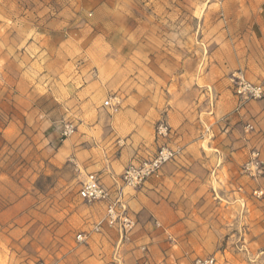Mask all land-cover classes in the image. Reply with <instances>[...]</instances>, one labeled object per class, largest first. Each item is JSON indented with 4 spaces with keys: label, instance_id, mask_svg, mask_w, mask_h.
Returning <instances> with one entry per match:
<instances>
[{
    "label": "rangeland",
    "instance_id": "rangeland-1",
    "mask_svg": "<svg viewBox=\"0 0 264 264\" xmlns=\"http://www.w3.org/2000/svg\"><path fill=\"white\" fill-rule=\"evenodd\" d=\"M247 6L264 0H0V264H71L74 244L88 242L85 264H264V99L238 102L248 113L242 125L220 126L236 113L232 79H264V40L246 24ZM155 86L158 98L141 105ZM172 111L188 122L185 135ZM160 121L169 136L157 135ZM110 136L117 183L162 145L176 152L163 167L182 154L191 175L206 179L201 195L180 201L177 222L164 212L148 218L158 231L152 248L121 250L138 223L129 192L162 169L124 189L134 221L124 236L101 203L79 196L100 171L77 166L84 157L70 154L71 142L89 144L94 166L110 154ZM194 144L204 158L181 152ZM104 226L118 239L99 251Z\"/></svg>",
    "mask_w": 264,
    "mask_h": 264
},
{
    "label": "crops",
    "instance_id": "crops-1",
    "mask_svg": "<svg viewBox=\"0 0 264 264\" xmlns=\"http://www.w3.org/2000/svg\"><path fill=\"white\" fill-rule=\"evenodd\" d=\"M246 9H251L247 12L248 16L245 20L246 24L250 23L252 30L251 32H257L260 38L264 40V6L261 8L247 6ZM234 22L235 20L233 23ZM235 23H238V19ZM243 23L245 22H242V24ZM151 89H154L153 93H150L149 98H141V105L153 103L154 99L158 98V86H155ZM227 104L230 105V112L236 113H233V115L229 116V118H225V120L221 121L220 126H228L226 128L229 130L234 126H241L242 123H240V121H242V119L247 116L248 113L245 111L244 107L241 108L242 105L240 106L238 104L237 98L233 96L230 91L227 96ZM247 107L248 105L246 106V109ZM139 117L142 119V116ZM168 120L171 121L172 125L176 124L180 130V133L185 135V128L188 127L189 124L186 122L184 116H182L181 120L175 121L172 111ZM112 121H116V118H112ZM197 128V136H200V133L203 134V130L200 128L199 124ZM241 130H243V128ZM111 139L112 138L110 136L105 140V143H107L109 146L111 145L109 148L110 154H108L107 159H104L102 162L94 166L92 163L93 160H89L90 157H93L92 149L89 148V144L83 145L77 140L72 141L70 144V154L75 156L80 154L81 157H84L83 160L76 161L77 166H81L86 169L91 166V168H98L100 171L99 178L101 179L102 184L106 187H113L117 182L115 180V175L117 174L115 163L117 160L114 161V159H116L115 152H111V148L116 146L117 143ZM250 143L251 140H249V137L246 135L245 137L241 138L236 146L243 148L241 152H248V146ZM190 149H194V151L199 154V158H204L202 156L204 151L199 145L196 144L192 146L185 145L181 152L187 154V152H190ZM74 152H76V154ZM139 152L141 151L138 150L136 153ZM181 156L182 154L180 155V160L164 166L161 173L157 177L152 178L139 192H129L128 204L134 211L138 223L129 240L122 245L121 250L129 248L130 245H141L143 243H149L151 248L154 247L157 243L158 231L157 228L152 225L153 220L150 223L148 222V218L163 216L164 212V216L168 218V224L177 222V218L179 216L186 215V213L183 212L184 207L180 205V201L190 200L191 197L194 198L195 195L199 196L204 192L206 179L203 176L191 175V173L187 170L188 166L191 165L190 161L185 160L184 157ZM196 162L195 164H204V161L202 162V160H198ZM121 168H123V166H121ZM93 221L94 215L88 214L85 218V224L88 226V224L93 223ZM157 223L159 224V222ZM117 239V230L115 228L104 226V232L102 235H100V244L97 248L99 251L105 250L107 245H114ZM91 249L92 246L89 244V242L88 245L75 243L74 247L71 248L72 255L75 254V256H73L70 260L71 264H85V261L81 259V254H83L84 251V254L89 253ZM87 258L88 257H85L86 260ZM65 261L66 259H63L61 262ZM61 262H58L57 264H60Z\"/></svg>",
    "mask_w": 264,
    "mask_h": 264
},
{
    "label": "built area",
    "instance_id": "built-area-1",
    "mask_svg": "<svg viewBox=\"0 0 264 264\" xmlns=\"http://www.w3.org/2000/svg\"><path fill=\"white\" fill-rule=\"evenodd\" d=\"M232 89L240 105L250 101L264 99V79L258 83H252L243 77L237 76L232 79ZM105 105H110L106 101ZM156 133L160 137H167L170 134L169 127L160 121L156 128ZM252 158H256L255 152ZM176 152L167 146H160L156 153L144 162L131 165L119 177V183H115L112 188L105 187L96 174H89L82 181L79 196L85 203H101L105 208V221L109 226H117L121 236L126 235L134 226V221L128 214L124 206V189L130 187L140 188L148 178L157 176L163 165L173 161ZM258 167L259 164L255 163ZM81 238V236H79ZM214 258L198 260L197 264H213Z\"/></svg>",
    "mask_w": 264,
    "mask_h": 264
},
{
    "label": "bare ground",
    "instance_id": "bare-ground-1",
    "mask_svg": "<svg viewBox=\"0 0 264 264\" xmlns=\"http://www.w3.org/2000/svg\"><path fill=\"white\" fill-rule=\"evenodd\" d=\"M3 5V4H2Z\"/></svg>",
    "mask_w": 264,
    "mask_h": 264
}]
</instances>
